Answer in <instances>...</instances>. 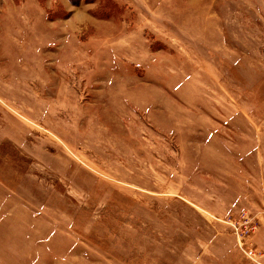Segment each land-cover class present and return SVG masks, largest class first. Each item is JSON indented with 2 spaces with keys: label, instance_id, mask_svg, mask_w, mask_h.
<instances>
[{
  "label": "rangeland",
  "instance_id": "obj_1",
  "mask_svg": "<svg viewBox=\"0 0 264 264\" xmlns=\"http://www.w3.org/2000/svg\"><path fill=\"white\" fill-rule=\"evenodd\" d=\"M264 264V0H0V264Z\"/></svg>",
  "mask_w": 264,
  "mask_h": 264
},
{
  "label": "built area",
  "instance_id": "obj_2",
  "mask_svg": "<svg viewBox=\"0 0 264 264\" xmlns=\"http://www.w3.org/2000/svg\"><path fill=\"white\" fill-rule=\"evenodd\" d=\"M246 253H247L249 259H251V260H252L253 262H255V263L260 264V263H259V260L257 259V254H256L255 251H253V250H249V251H246Z\"/></svg>",
  "mask_w": 264,
  "mask_h": 264
}]
</instances>
